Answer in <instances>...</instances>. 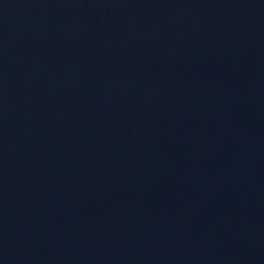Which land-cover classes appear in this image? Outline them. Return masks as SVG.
I'll return each mask as SVG.
<instances>
[{
    "label": "water",
    "instance_id": "water-1",
    "mask_svg": "<svg viewBox=\"0 0 264 264\" xmlns=\"http://www.w3.org/2000/svg\"><path fill=\"white\" fill-rule=\"evenodd\" d=\"M0 264H264V0H0Z\"/></svg>",
    "mask_w": 264,
    "mask_h": 264
}]
</instances>
